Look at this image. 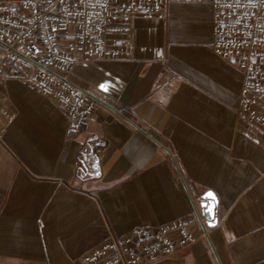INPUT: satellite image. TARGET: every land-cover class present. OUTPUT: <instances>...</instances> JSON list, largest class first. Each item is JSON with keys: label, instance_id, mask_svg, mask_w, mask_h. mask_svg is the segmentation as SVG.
I'll return each mask as SVG.
<instances>
[{"label": "crops", "instance_id": "0c3cea01", "mask_svg": "<svg viewBox=\"0 0 264 264\" xmlns=\"http://www.w3.org/2000/svg\"><path fill=\"white\" fill-rule=\"evenodd\" d=\"M125 39L120 58L73 67L105 104L72 137L53 99L0 83V264H82L111 235L183 220L196 242L154 264H264V131L239 120L244 76L213 50L211 4L172 1Z\"/></svg>", "mask_w": 264, "mask_h": 264}, {"label": "built area", "instance_id": "2783aa9c", "mask_svg": "<svg viewBox=\"0 0 264 264\" xmlns=\"http://www.w3.org/2000/svg\"><path fill=\"white\" fill-rule=\"evenodd\" d=\"M172 1L177 0H0V83L18 80L53 99L72 137L105 104L72 79L73 67L81 60L120 58L131 20L162 18ZM193 1L211 4L213 50L243 73L239 120L264 131V0ZM194 215L201 222L196 207ZM196 240L187 220L139 227L111 235L82 264H154Z\"/></svg>", "mask_w": 264, "mask_h": 264}, {"label": "water", "instance_id": "95a60500", "mask_svg": "<svg viewBox=\"0 0 264 264\" xmlns=\"http://www.w3.org/2000/svg\"><path fill=\"white\" fill-rule=\"evenodd\" d=\"M31 49L40 51L35 46H31ZM97 147L87 148L81 158L80 170L89 173L91 170H96L99 166L97 158ZM211 194V195H209ZM202 202L200 204L202 208V214L204 219L209 223H214L216 221V208L217 202L213 193L208 192L202 197Z\"/></svg>", "mask_w": 264, "mask_h": 264}, {"label": "snow or ice", "instance_id": "6c2138e0", "mask_svg": "<svg viewBox=\"0 0 264 264\" xmlns=\"http://www.w3.org/2000/svg\"><path fill=\"white\" fill-rule=\"evenodd\" d=\"M209 195H211V194H209Z\"/></svg>", "mask_w": 264, "mask_h": 264}]
</instances>
